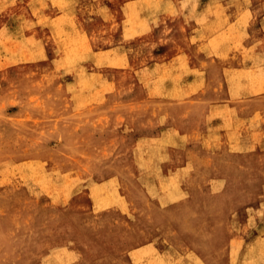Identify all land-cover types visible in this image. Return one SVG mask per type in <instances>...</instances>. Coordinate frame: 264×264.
I'll use <instances>...</instances> for the list:
<instances>
[{
    "label": "rangeland",
    "instance_id": "374dc122",
    "mask_svg": "<svg viewBox=\"0 0 264 264\" xmlns=\"http://www.w3.org/2000/svg\"><path fill=\"white\" fill-rule=\"evenodd\" d=\"M127 1L0 0V264H131L99 238L166 222L198 264H258L264 0L253 20L226 0Z\"/></svg>",
    "mask_w": 264,
    "mask_h": 264
},
{
    "label": "crops",
    "instance_id": "0c3cea01",
    "mask_svg": "<svg viewBox=\"0 0 264 264\" xmlns=\"http://www.w3.org/2000/svg\"><path fill=\"white\" fill-rule=\"evenodd\" d=\"M138 1H142V0H129L127 2L132 3V4H137ZM244 1L246 5H244L242 2H240V0H238L237 3L239 4L240 2L241 5H238V7L234 9L231 6V0H226V2L230 4L228 6L229 12H230L228 16L231 17V14H232L233 17L236 18V17H241L244 15L246 17H249L251 20H253L257 14V11H256L257 9H256V6L254 5V1L253 0H244ZM233 4H235V2H233ZM236 32L237 31L234 30L232 34ZM212 33H219V31L212 32ZM250 36H251V33H250ZM259 45L260 44L258 43H256V45H253L254 47L253 55L257 56L258 59H256L254 63H251L250 65L253 66L254 68L264 69V46L259 48ZM248 68L249 66L245 65L237 69L246 70ZM235 69L236 68L233 67L230 69V71L227 70L228 71L227 81L229 83V87L232 83V73L234 72ZM242 81L248 82V80L246 79H243ZM228 93L232 95L231 90H229ZM240 93H244V90H242ZM228 108H230L229 110L230 112L232 111L231 114L236 113L234 108H237V107L229 106ZM250 206L251 205L244 207V209L241 210V213L243 214L245 210L247 211L248 208H250ZM263 209H264V203H261L258 206V214L254 217V219H257L258 226L262 228V230L258 231V233L254 237V241L251 244H249L250 243L249 242L246 248L248 249V253H250L252 247L255 249V251H260V255L258 256V259H259L258 264H264V211ZM248 219H251V218H248ZM166 223L170 224L169 222H166ZM168 224L166 225L162 224L161 225L162 227L157 226L154 232L148 233L146 236V239L141 240V241L135 238L133 235L130 238V240H128L127 237L124 238L123 236H118V238H115V236L107 233L110 236H106V237L104 236V238L102 237L99 238L100 245L98 249L102 252V254H104L103 256L105 257H113L114 259L125 258L126 260L128 259L131 264H134L133 262L134 256H138L136 255V253H139V250L145 249V248L152 249L153 253L158 252L160 254H165L166 251L168 250H175L177 253L174 254L173 264H176V262L174 263V260H176L175 258H179V255L181 256V258L179 259V264H189L187 260V256H188L187 249H189L188 251L192 253L191 255L193 256V259H195L194 262L190 264H198L199 262H197V258H200V259L202 258L200 251L199 250L197 251L196 247H190L191 245L188 243L186 239L185 232H181L180 229L168 230L167 229ZM261 224H262V227H261ZM149 226H152V225H149ZM154 243H155V246L153 245ZM83 257L85 259L91 258V254L86 249H84Z\"/></svg>",
    "mask_w": 264,
    "mask_h": 264
}]
</instances>
